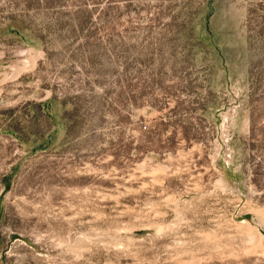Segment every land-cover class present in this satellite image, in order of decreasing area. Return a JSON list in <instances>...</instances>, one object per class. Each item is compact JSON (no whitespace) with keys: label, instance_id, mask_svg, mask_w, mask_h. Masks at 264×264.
<instances>
[{"label":"rangeland","instance_id":"374dc122","mask_svg":"<svg viewBox=\"0 0 264 264\" xmlns=\"http://www.w3.org/2000/svg\"><path fill=\"white\" fill-rule=\"evenodd\" d=\"M0 264H264V0H0Z\"/></svg>","mask_w":264,"mask_h":264},{"label":"bare ground","instance_id":"6f19581e","mask_svg":"<svg viewBox=\"0 0 264 264\" xmlns=\"http://www.w3.org/2000/svg\"><path fill=\"white\" fill-rule=\"evenodd\" d=\"M156 168H157V169H160L161 166L158 165ZM219 181H221V180L219 179ZM237 224H238V223H237ZM239 224H240V226H245V228L247 229L248 233H251V234L255 235V234H254L255 232H253V230H252V228L250 227L249 223H248L245 219L242 220ZM160 225H162V224H160ZM162 226H163V225H162ZM162 226H161V227H162ZM251 234H250V235H251ZM256 234H257V233H256ZM250 235H249V236H250ZM249 238H250V237H249ZM254 238H255V236H254ZM250 239H251V238H250ZM250 239H249V240H250ZM256 239H257V238H256ZM258 239H260V238H258ZM258 243H259V242H258Z\"/></svg>","mask_w":264,"mask_h":264}]
</instances>
